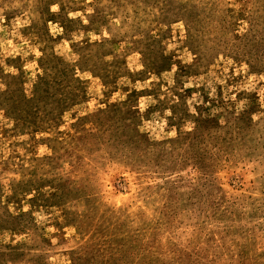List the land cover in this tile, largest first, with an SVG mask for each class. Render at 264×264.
<instances>
[{
    "label": "rangeland",
    "instance_id": "obj_1",
    "mask_svg": "<svg viewBox=\"0 0 264 264\" xmlns=\"http://www.w3.org/2000/svg\"><path fill=\"white\" fill-rule=\"evenodd\" d=\"M0 264H264V0H0Z\"/></svg>",
    "mask_w": 264,
    "mask_h": 264
}]
</instances>
